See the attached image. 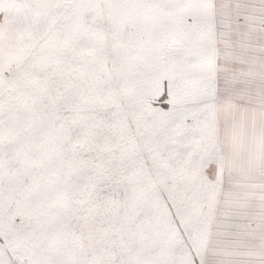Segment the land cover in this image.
<instances>
[{
    "label": "snow or ice",
    "instance_id": "snow-or-ice-1",
    "mask_svg": "<svg viewBox=\"0 0 264 264\" xmlns=\"http://www.w3.org/2000/svg\"><path fill=\"white\" fill-rule=\"evenodd\" d=\"M0 264H264V0H0Z\"/></svg>",
    "mask_w": 264,
    "mask_h": 264
}]
</instances>
